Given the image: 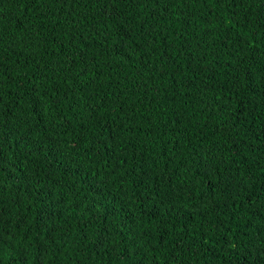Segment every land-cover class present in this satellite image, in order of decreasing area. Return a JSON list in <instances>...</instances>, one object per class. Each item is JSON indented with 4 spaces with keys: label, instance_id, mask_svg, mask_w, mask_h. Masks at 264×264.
<instances>
[{
    "label": "trees",
    "instance_id": "1",
    "mask_svg": "<svg viewBox=\"0 0 264 264\" xmlns=\"http://www.w3.org/2000/svg\"><path fill=\"white\" fill-rule=\"evenodd\" d=\"M0 264H264V0H0Z\"/></svg>",
    "mask_w": 264,
    "mask_h": 264
},
{
    "label": "snow or ice",
    "instance_id": "2",
    "mask_svg": "<svg viewBox=\"0 0 264 264\" xmlns=\"http://www.w3.org/2000/svg\"><path fill=\"white\" fill-rule=\"evenodd\" d=\"M156 2L159 3V0H156ZM171 2L172 0H166V7L171 6ZM144 36L147 38L145 42L147 44H151L154 41V36H155L154 30H146L144 32ZM163 55L164 53H161V56ZM98 243H99V247L103 248L104 244L106 243L105 238L103 236L99 237Z\"/></svg>",
    "mask_w": 264,
    "mask_h": 264
}]
</instances>
